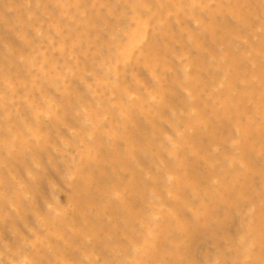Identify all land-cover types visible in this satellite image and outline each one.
Wrapping results in <instances>:
<instances>
[{
	"label": "rangeland",
	"instance_id": "rangeland-1",
	"mask_svg": "<svg viewBox=\"0 0 264 264\" xmlns=\"http://www.w3.org/2000/svg\"><path fill=\"white\" fill-rule=\"evenodd\" d=\"M263 126L264 0H0V264H264Z\"/></svg>",
	"mask_w": 264,
	"mask_h": 264
},
{
	"label": "bare ground",
	"instance_id": "bare-ground-1",
	"mask_svg": "<svg viewBox=\"0 0 264 264\" xmlns=\"http://www.w3.org/2000/svg\"><path fill=\"white\" fill-rule=\"evenodd\" d=\"M264 127V126H263ZM262 132H264V129L262 130ZM264 134V133H263ZM263 134H261L262 136H263ZM260 135V136H261ZM264 137V136H263ZM262 138V137H261ZM259 139V138H258ZM258 141V140H257ZM262 141V140H261ZM250 144H248V146H249V148L251 147V145H252V141L250 140V142H249ZM254 145H256V144H254ZM259 145H260V143H259ZM259 149V148H258ZM254 150H255V148H254ZM257 150V149H256ZM258 151V150H257ZM256 155H257V153H256ZM255 155V156H256ZM194 247V246H193ZM195 249V248H194Z\"/></svg>",
	"mask_w": 264,
	"mask_h": 264
}]
</instances>
